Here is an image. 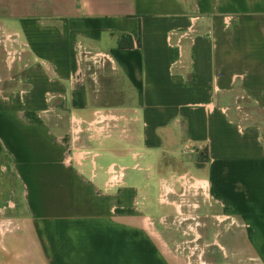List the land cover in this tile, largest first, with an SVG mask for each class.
Listing matches in <instances>:
<instances>
[{
  "label": "crops",
  "instance_id": "1",
  "mask_svg": "<svg viewBox=\"0 0 264 264\" xmlns=\"http://www.w3.org/2000/svg\"><path fill=\"white\" fill-rule=\"evenodd\" d=\"M62 108L129 125L87 141ZM189 165L235 221L210 260L264 264V0H0V264H183L142 214Z\"/></svg>",
  "mask_w": 264,
  "mask_h": 264
},
{
  "label": "rangeland",
  "instance_id": "2",
  "mask_svg": "<svg viewBox=\"0 0 264 264\" xmlns=\"http://www.w3.org/2000/svg\"><path fill=\"white\" fill-rule=\"evenodd\" d=\"M227 24L228 18L224 22V25ZM91 52L94 53L93 51ZM86 59V63L91 65V68L89 69L90 74V72L97 73L99 71V67H104L106 58L99 56L97 62H94V60H90L91 56L87 55ZM49 95L50 94H48V96ZM242 98L239 97V99ZM55 100L47 99V101H51L52 104ZM68 110V108H62L59 111L66 113L68 112ZM121 112L123 116L126 115V112H124L123 110L119 113L121 114ZM63 115L64 116H62V118L68 124L69 133H74L75 135V132L73 131V128L75 129L76 127L75 122L71 118L69 119L67 113ZM123 120L126 121L119 122H122V128H124L126 132L129 121H127L126 117H124ZM82 124L83 125L80 124L81 129L78 130L77 134V136H80V139L84 137L87 141L100 140L102 136L109 135L101 132L98 133L94 130L92 131L85 122H83ZM114 124L115 121H112L111 131H114V129L117 128V126L113 127ZM80 139H78V141L77 139L73 138V141L74 143L77 141L80 142ZM75 146L77 147L76 144ZM199 153L200 151H196V153L194 154L195 156H198ZM200 156V158L198 157L199 160L196 159L195 163L197 165L202 162V159L204 158V155L201 154ZM167 174H165L166 177L160 179V182L158 184L157 201L153 197L148 210L143 211V213H149L152 216L157 217H149L146 214H142L143 223L148 225L147 222H149L150 225L148 226H150V228H152L151 220L154 223V226L155 223L157 225V222L160 226L162 225L164 227H166V225L162 223L167 222V224H170L169 226L170 228H172L170 230L174 233V235L173 237L169 235L170 243L168 242V247H166L165 249L169 250L170 254H173L175 259L181 260L183 264H226V261L231 264H238L235 260L231 259L223 258L218 261L214 258L210 260V258L208 257L213 247L216 248V253H219L220 251L222 255L224 254V250L219 248V244L217 243V241H215L220 240L223 242L222 238L218 236L217 230L219 231V229L223 230L224 228H229L231 224L229 219L222 221L218 220L219 222L216 220L217 217L218 219H223L224 217L214 214V205L209 197H207L206 190L201 186L199 188V184H195L196 181L202 183V181H200L201 178L197 176L202 175L203 172L199 170V167L195 165H189L188 168L184 167L182 169H174ZM123 184L124 183L122 182L121 184L115 185L114 187L108 189L104 188V190L110 192L116 191L117 189L123 187ZM162 220L163 222H161ZM209 227H211L210 232L208 231ZM235 228L236 227L232 225V229ZM155 234H159V231H157L156 228ZM187 238L191 240L188 244L186 241ZM162 240L165 241V238H163ZM209 246H211L212 248H208ZM212 256H215V254H213Z\"/></svg>",
  "mask_w": 264,
  "mask_h": 264
},
{
  "label": "built area",
  "instance_id": "3",
  "mask_svg": "<svg viewBox=\"0 0 264 264\" xmlns=\"http://www.w3.org/2000/svg\"><path fill=\"white\" fill-rule=\"evenodd\" d=\"M81 55L84 59H86V56L89 55L91 56V59L90 60H94V62H97L98 60V57L101 56V57H105L106 56L102 53H92L91 51H87V50H83L81 52ZM9 60H13V56H8ZM120 118L119 116L117 115H114L113 113H111L110 115L107 114V113H104V112H98L97 114V118L95 120V123H90V124H87L89 126V128L93 131H96V132H101V133H105V134H110L111 132V127H112V121H115V124L113 127H116L118 126V124L120 123ZM75 122V129L73 128V131L75 132V136H77L78 134V130L81 129V122L79 123L78 120L74 119L73 120ZM82 125V124H81ZM107 173H108V176H107V179L105 181V189L107 188H111V187H114L115 185H119L123 182V179H124V167H121L120 165H117L115 163H111L108 167V170H107ZM200 181H202V183H198L199 184V188L200 186L203 187L205 190H206V193H207V187H206V184H205V181L203 179H200ZM204 182V184H203ZM197 184V183H195ZM201 184V185H200ZM207 197H208V193H207ZM148 219V218H147ZM229 219L230 220V224L233 225L235 224V221L234 219H232L231 217L229 216H226L224 217L223 219H218L217 217V221H222V220H227ZM148 221V220H147ZM218 221V222H219ZM148 225L149 222H147ZM151 225L153 226V222L151 220Z\"/></svg>",
  "mask_w": 264,
  "mask_h": 264
},
{
  "label": "flooded vegetation",
  "instance_id": "4",
  "mask_svg": "<svg viewBox=\"0 0 264 264\" xmlns=\"http://www.w3.org/2000/svg\"><path fill=\"white\" fill-rule=\"evenodd\" d=\"M158 221V220H157ZM161 222H163V220L161 221ZM158 223V222H157ZM162 224H164V225H166V227H168L170 224H167V222H165V223H162ZM187 244L191 241L189 238H187Z\"/></svg>",
  "mask_w": 264,
  "mask_h": 264
}]
</instances>
